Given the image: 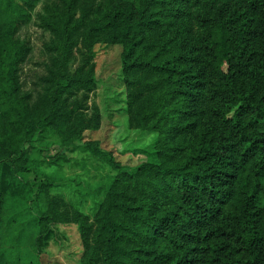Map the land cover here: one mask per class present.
<instances>
[{
  "label": "trees",
  "instance_id": "obj_1",
  "mask_svg": "<svg viewBox=\"0 0 264 264\" xmlns=\"http://www.w3.org/2000/svg\"><path fill=\"white\" fill-rule=\"evenodd\" d=\"M31 24L51 63L23 91ZM100 45L121 48L128 128L156 137L152 161L111 159L86 214L29 175L53 138L108 157L76 145L100 123L84 107ZM60 223L78 225L79 264H264V0H0V264H44Z\"/></svg>",
  "mask_w": 264,
  "mask_h": 264
},
{
  "label": "rangeland",
  "instance_id": "obj_2",
  "mask_svg": "<svg viewBox=\"0 0 264 264\" xmlns=\"http://www.w3.org/2000/svg\"><path fill=\"white\" fill-rule=\"evenodd\" d=\"M21 38L29 40L32 52L22 72L19 73V82L23 91H33L41 84V80L47 77L48 65L51 63L49 57L43 53V46L49 35L48 32L31 24L22 31ZM120 52L119 46L100 45L95 49L93 61L96 66V89L90 94L89 99L84 101V107L89 111L96 107L100 114V123L97 130H85L76 142L77 146L86 143L97 144L99 151L108 157L92 156L88 152H82L81 148L75 152L69 151L61 147L55 138L34 143L36 148L32 150V157L38 163L34 165L37 170L33 169L29 178L36 177L39 181L48 178L60 183L56 194H60L66 202L76 203L86 214L91 206L93 194L97 189L107 187L111 176L114 175L113 167L110 166L111 159L129 168L154 160L150 153L153 151L152 143L156 135L128 128L127 116L123 112L124 89L119 77ZM83 55V49L76 48L75 63L70 65L69 71L78 67ZM56 156L65 157L58 162L61 167L43 164L44 161H51ZM53 229V237L42 262L79 264L82 245L78 225L60 223L54 225ZM11 241V237L5 239L9 245H12ZM12 251H9L11 255H17ZM27 251L31 252V249L27 248Z\"/></svg>",
  "mask_w": 264,
  "mask_h": 264
}]
</instances>
